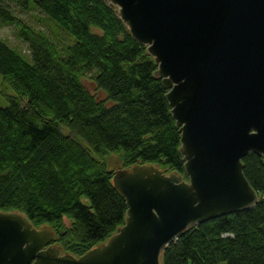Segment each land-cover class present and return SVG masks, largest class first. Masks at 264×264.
Here are the masks:
<instances>
[{
	"label": "trees",
	"instance_id": "obj_1",
	"mask_svg": "<svg viewBox=\"0 0 264 264\" xmlns=\"http://www.w3.org/2000/svg\"><path fill=\"white\" fill-rule=\"evenodd\" d=\"M9 3L38 11L71 42L61 47ZM0 25L15 28L30 53L0 37V75L16 94L0 107V211L52 228L53 245L81 257L125 223L110 153L121 169L151 164L188 179L168 91L148 48L103 0H0ZM243 164L259 203L188 230L161 264H264V157Z\"/></svg>",
	"mask_w": 264,
	"mask_h": 264
},
{
	"label": "water",
	"instance_id": "obj_2",
	"mask_svg": "<svg viewBox=\"0 0 264 264\" xmlns=\"http://www.w3.org/2000/svg\"><path fill=\"white\" fill-rule=\"evenodd\" d=\"M148 48L163 80L188 179L156 165L118 170L125 223L81 257L55 231L0 211V264H161L197 225L253 209L243 159L264 157V0H103Z\"/></svg>",
	"mask_w": 264,
	"mask_h": 264
},
{
	"label": "rangeland",
	"instance_id": "obj_3",
	"mask_svg": "<svg viewBox=\"0 0 264 264\" xmlns=\"http://www.w3.org/2000/svg\"><path fill=\"white\" fill-rule=\"evenodd\" d=\"M11 10L19 16L21 19L25 20L28 24L35 27L36 29L42 30L55 39L59 45L62 47L71 42L69 37L63 33L55 32V27L47 21L44 15L38 11H31L26 13H21L15 4L9 3ZM0 37L5 40L10 46L21 51L26 57H30L28 46L21 41L17 36V31L13 27H4L0 25ZM32 62V59H29ZM84 84L90 89V91L97 95L100 100H104L106 97L103 93L99 92L95 86L89 81H85ZM16 96L15 92L11 90L5 83L3 77L0 75V107L7 108L10 105L9 98ZM110 158V163L108 162L110 170L121 169V162L117 163L120 158L118 153H110L107 156V160ZM112 159L114 162H112ZM161 168V167H160ZM162 169V168H161ZM122 170V169H121ZM171 173V172H170ZM66 225H69V221H66ZM58 247V246H57ZM65 254V253H63ZM71 255V254H70Z\"/></svg>",
	"mask_w": 264,
	"mask_h": 264
}]
</instances>
